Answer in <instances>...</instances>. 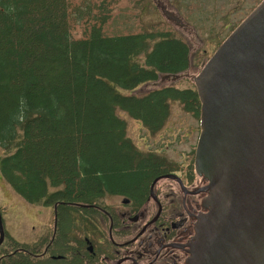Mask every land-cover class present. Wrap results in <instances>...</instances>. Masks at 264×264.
I'll use <instances>...</instances> for the list:
<instances>
[{"label": "trees", "instance_id": "obj_1", "mask_svg": "<svg viewBox=\"0 0 264 264\" xmlns=\"http://www.w3.org/2000/svg\"><path fill=\"white\" fill-rule=\"evenodd\" d=\"M179 5L188 10L197 1ZM144 12V0H0V170L30 203L58 204L63 228L84 221L82 205L124 192L165 164L164 157L143 152L127 135L118 110L151 133L163 127L172 100L200 117L195 74H187L193 63L190 46L168 19L148 26ZM221 13L219 8L211 19ZM162 74H184L191 87L121 92L158 81ZM97 117L108 127L115 152L107 159L98 157L88 140ZM45 133L54 140L45 150L50 158L39 160L34 153L46 142ZM67 138L69 151L54 147ZM10 245L16 256L2 259ZM25 245L7 236L0 264H22L17 254Z\"/></svg>", "mask_w": 264, "mask_h": 264}, {"label": "water", "instance_id": "obj_2", "mask_svg": "<svg viewBox=\"0 0 264 264\" xmlns=\"http://www.w3.org/2000/svg\"><path fill=\"white\" fill-rule=\"evenodd\" d=\"M195 82L203 130L195 170L215 190L198 227L195 262L264 264V1ZM4 239L0 211V245Z\"/></svg>", "mask_w": 264, "mask_h": 264}, {"label": "flooded vegetation", "instance_id": "obj_3", "mask_svg": "<svg viewBox=\"0 0 264 264\" xmlns=\"http://www.w3.org/2000/svg\"><path fill=\"white\" fill-rule=\"evenodd\" d=\"M197 132L195 151L182 153L178 161L166 160L155 173L126 185L124 192L106 193L99 202L82 205L84 221L78 218L63 228L54 204L46 234L18 249L19 262L196 264L197 245L202 244L198 227L210 213L209 200L215 194L207 189L208 176L195 170L201 126ZM8 249L12 251L2 259L16 256L12 245Z\"/></svg>", "mask_w": 264, "mask_h": 264}, {"label": "rangeland", "instance_id": "obj_4", "mask_svg": "<svg viewBox=\"0 0 264 264\" xmlns=\"http://www.w3.org/2000/svg\"><path fill=\"white\" fill-rule=\"evenodd\" d=\"M184 1L187 2V0ZM196 1L198 7H188L187 10L186 8L180 9V0H144V4L147 6V12H144L143 16L146 24L150 26L160 20L170 19L174 23L177 37L185 40L190 46L193 63L188 71L189 75L199 73L202 64L216 50L218 42H222L233 28L246 18L262 0ZM219 8L222 13L217 15L215 21L211 18L213 12ZM187 16H192L191 20ZM218 31H222L219 36L217 35ZM205 50L207 53L204 52ZM109 65L111 66L110 63ZM184 78V74L177 77L164 75L162 79H158L155 83H150L147 86L141 85L130 90H121V92L126 95H143L158 86L191 87V82L186 81ZM169 105L168 117L164 121L163 127L157 130L156 133H151L141 121L130 116L127 112L120 109L117 113L126 121L127 135L138 144L143 152H154L166 160L178 161L182 153L185 154L194 149L199 124L196 114L193 110L188 109L184 103L172 100ZM100 109H103L102 106ZM99 118L97 117L96 130L93 132L95 135L88 140L90 147L94 148V151L98 150V153H94H97V156L101 159H107L115 152L107 132L108 127L100 124ZM67 134L71 138L73 131L71 130ZM43 136L46 142L41 146H37L34 153L35 158L39 160L50 158L45 150L52 146L54 140L46 133ZM69 143L70 140L67 138L66 142L61 143L59 141L54 147L69 151L71 148ZM0 206L4 209L3 220L6 230L10 233L11 238L13 237L23 244L33 243L41 238L47 232L46 226L53 222L54 205L30 203L12 189L3 178L1 170ZM1 254L2 250H0V256Z\"/></svg>", "mask_w": 264, "mask_h": 264}]
</instances>
